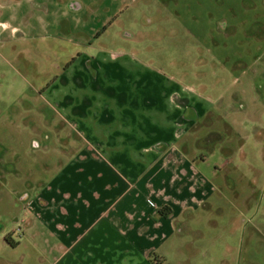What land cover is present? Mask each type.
<instances>
[{
    "label": "rangeland",
    "instance_id": "rangeland-1",
    "mask_svg": "<svg viewBox=\"0 0 264 264\" xmlns=\"http://www.w3.org/2000/svg\"><path fill=\"white\" fill-rule=\"evenodd\" d=\"M93 1L69 34L20 17V33L0 35V264L44 257L33 203L86 148V104L67 72L78 50L136 60L211 110L185 146L207 158L196 165L205 204L166 241L167 264H264V0H103L91 14Z\"/></svg>",
    "mask_w": 264,
    "mask_h": 264
},
{
    "label": "crops",
    "instance_id": "crops-1",
    "mask_svg": "<svg viewBox=\"0 0 264 264\" xmlns=\"http://www.w3.org/2000/svg\"><path fill=\"white\" fill-rule=\"evenodd\" d=\"M101 1L91 2V14ZM85 9V0H0V15L10 18L0 21V35L20 33L12 24L20 17L49 20L69 34ZM71 57L67 72L75 69L86 104L78 122L86 148L33 203L46 229L40 234L50 237L37 264H167L166 241L205 204L208 182L196 165L207 158L185 146L211 110L126 56L78 50ZM90 58L98 63L90 71L74 68Z\"/></svg>",
    "mask_w": 264,
    "mask_h": 264
},
{
    "label": "trees",
    "instance_id": "trees-1",
    "mask_svg": "<svg viewBox=\"0 0 264 264\" xmlns=\"http://www.w3.org/2000/svg\"><path fill=\"white\" fill-rule=\"evenodd\" d=\"M162 215H170L164 211L161 212ZM6 242H8V244H10L12 247L16 248L17 247V243H15L14 241H12L9 237L5 238Z\"/></svg>",
    "mask_w": 264,
    "mask_h": 264
}]
</instances>
